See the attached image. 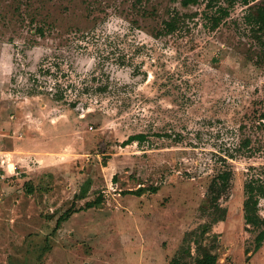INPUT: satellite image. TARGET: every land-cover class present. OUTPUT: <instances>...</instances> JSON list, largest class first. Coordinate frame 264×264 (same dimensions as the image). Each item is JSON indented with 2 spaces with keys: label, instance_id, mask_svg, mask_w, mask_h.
<instances>
[{
  "label": "rangeland",
  "instance_id": "obj_1",
  "mask_svg": "<svg viewBox=\"0 0 264 264\" xmlns=\"http://www.w3.org/2000/svg\"><path fill=\"white\" fill-rule=\"evenodd\" d=\"M207 1L0 0V264H168L205 225L217 264H264L242 208L264 166L261 48L246 5Z\"/></svg>",
  "mask_w": 264,
  "mask_h": 264
},
{
  "label": "trees",
  "instance_id": "obj_2",
  "mask_svg": "<svg viewBox=\"0 0 264 264\" xmlns=\"http://www.w3.org/2000/svg\"><path fill=\"white\" fill-rule=\"evenodd\" d=\"M200 0H180V4L183 7H189L191 5L198 4ZM212 0L207 1V6L210 5ZM243 5L247 6V14L245 15L246 21H249L251 26V31L253 37L258 41L261 48V60L264 62V4H253L250 3L254 0H240ZM218 14L210 16L212 21V28H215L221 23L222 18L226 17L227 11L225 9L218 8ZM182 23L181 16L173 12L168 15V18L163 21V26L160 30L156 32L154 37L167 36L176 33L181 27ZM39 33L42 34V30L39 29ZM62 96L55 97L54 99L60 100ZM264 117V116H263ZM145 134L138 133L129 136L122 144H129L131 142L142 143L145 141ZM249 146V140L243 142V147ZM227 157L232 158V154H227ZM224 163V160L222 159ZM230 172L228 170H219L211 179L206 194V205L207 208L215 210L218 213L213 215L212 223L223 220L225 217V209L220 208L218 205V200L224 194V192L230 186ZM89 183L86 184L84 189L80 194V198H84L87 191ZM152 191L156 188L151 187ZM146 189L138 188L135 191H128L131 194L140 195ZM244 193L245 199L242 204L243 208V219L246 226H248L252 231L256 232L254 236V246L253 250H257L264 243V216L259 214L258 203L260 199H264V166L259 169V174L255 178H250L244 183ZM101 202V197H97L93 201L86 202L84 208H92L98 206ZM214 213V212H213ZM72 210H66L60 217L56 220V225L54 229L57 230L60 224L66 221ZM206 225L201 229L199 235H195L192 238L186 234L184 242L186 245L180 250L179 254L175 255L168 264H217L218 255L212 251L209 246H206L198 236L202 235L207 231ZM191 239V240H190ZM194 244L195 255H192L190 242Z\"/></svg>",
  "mask_w": 264,
  "mask_h": 264
},
{
  "label": "crops",
  "instance_id": "obj_3",
  "mask_svg": "<svg viewBox=\"0 0 264 264\" xmlns=\"http://www.w3.org/2000/svg\"><path fill=\"white\" fill-rule=\"evenodd\" d=\"M14 172L16 173V174H19V172L18 171H16L15 169H14ZM20 175V174H19ZM20 176H22V175H20Z\"/></svg>",
  "mask_w": 264,
  "mask_h": 264
},
{
  "label": "built area",
  "instance_id": "obj_4",
  "mask_svg": "<svg viewBox=\"0 0 264 264\" xmlns=\"http://www.w3.org/2000/svg\"><path fill=\"white\" fill-rule=\"evenodd\" d=\"M8 166V165H7Z\"/></svg>",
  "mask_w": 264,
  "mask_h": 264
}]
</instances>
